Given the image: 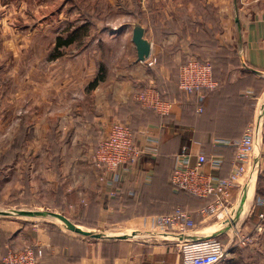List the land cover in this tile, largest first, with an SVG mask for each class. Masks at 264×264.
<instances>
[{
  "label": "crops",
  "instance_id": "crops-1",
  "mask_svg": "<svg viewBox=\"0 0 264 264\" xmlns=\"http://www.w3.org/2000/svg\"><path fill=\"white\" fill-rule=\"evenodd\" d=\"M134 26L127 27L122 34L129 32L132 40ZM223 38L236 44L234 50L239 59L229 70L218 74L220 88L207 95L203 112L200 113L196 102L190 100L177 104L174 111L183 116L181 122L174 118L164 120L155 109L156 113L134 97L139 89L146 86L157 88L159 80H163L166 86H172L168 83L172 79L171 68L156 65L154 69H148L147 59L137 60V50L134 58L129 57L119 63L120 68L115 75L118 79H109L102 96L101 82L89 90L94 76L79 80L77 72L69 74L67 81L61 79L57 89H48L43 93L45 101H49L50 97L55 101L56 97L66 96L71 103L67 114L63 115L61 108L64 107L58 100L50 110L59 114L45 116L38 122V128L48 132V139L53 145L50 158L40 156L37 160L43 159L44 163H34L32 175L26 168L23 179H20L19 159L5 168V190L7 196H12L9 201L15 211L5 210L0 214V264H4L3 258L9 249L28 245L43 249L40 264H185L177 245L180 234L176 229L151 231L156 230L154 217L172 212L175 207L171 201L175 195L167 178L161 177L159 172L155 173L161 144L172 136L181 135L195 152L207 153L215 160L225 159L223 168L222 162H215L211 163L208 171L215 176L226 175L233 168L235 153L225 148L235 147L233 143L242 138L251 124L256 127L255 158L259 162V170L256 179L254 176L246 188L243 184L232 189L235 204L241 208L240 216H245L240 231L249 237L248 240L238 244V238L233 241L231 231L225 228L209 231L213 225H207L208 221L202 219L199 210L193 212L196 227L187 230L186 234L217 236L224 243L231 244L228 258L220 264H264V226H257L259 219L253 216L255 211L252 212L255 198L264 196V0H243ZM176 39L177 35H173L170 40ZM126 69L132 70L128 76L124 73ZM173 72V78H177V69ZM87 91L91 93V98L86 105L80 104L83 99L78 101L79 96L86 95ZM163 100L169 112L171 102ZM115 121L129 124L135 130L136 143L144 149L136 164L121 169L120 188L115 186L116 183L112 185L102 181L99 170L93 164L99 137L105 127ZM50 122L55 125L52 130ZM58 123L59 129L62 127L65 130L62 136L56 128ZM50 136L55 137L54 142ZM83 147L88 148L89 153H83ZM171 151L164 149L162 153L169 154ZM26 172L28 186L25 185ZM27 190L33 191L32 195L26 194ZM45 190L55 192L51 205L61 211L56 213L73 224L94 223L108 228L116 224L121 225L122 231L110 229L113 233L106 237L84 239L61 223L48 220L44 211L33 210L39 213L32 214V218L27 217L23 209L26 205L36 209L48 207L38 196L40 191ZM114 190L126 193V200L131 205H124L123 199L115 200V195H112ZM149 191L156 194L165 191V199L169 203L157 202L149 196ZM23 194L28 198L30 195L31 201L24 202ZM182 198L190 199L187 196ZM5 201L0 204H5ZM231 222L234 223L233 218Z\"/></svg>",
  "mask_w": 264,
  "mask_h": 264
},
{
  "label": "rangeland",
  "instance_id": "rangeland-1",
  "mask_svg": "<svg viewBox=\"0 0 264 264\" xmlns=\"http://www.w3.org/2000/svg\"><path fill=\"white\" fill-rule=\"evenodd\" d=\"M241 3L243 0H0V202L7 200L0 204V214L5 210L15 211L9 201L12 196H7L5 190V168L19 159L20 179H23L26 168L32 175L33 164L44 163L43 159L37 160L40 156L50 158L53 145L48 132L38 128V122L45 116L59 114L50 110L58 100L64 107L61 114H67L70 106L66 96L45 101V91L57 89L61 79L67 81L69 74L77 72L79 80L102 76L99 87L101 96L104 95L102 90L108 86L109 79H118L115 75L119 63L136 54L131 34H122L123 31L133 24H141L146 38L153 43L150 59L155 62L148 65V69L156 65L171 68L172 79L168 83L172 84L174 97L181 96L178 76L173 78V69H177L178 75L181 64L189 57L221 60L223 51L229 54L235 49L236 44L225 41L223 36ZM173 35H177L176 40H170ZM58 37H70L74 41L57 49ZM125 71L127 76L132 72L131 69ZM89 98L91 93L87 91L78 101L83 99L79 103L86 105ZM26 123L28 129L32 127L29 135L27 129L23 136L19 130ZM49 125L51 130L55 127L52 122ZM56 128L59 135H64L65 130L59 129V123ZM50 139L54 142L55 137L50 136ZM82 152L89 153L88 148L83 147ZM27 174L25 185L28 186ZM32 192L27 190L26 194L32 195ZM30 195L28 198L23 194V201L30 202ZM38 196L48 207L36 209L26 205L25 212L44 211L48 220L66 227L63 221L48 214L61 212L51 205L55 192L40 191ZM229 213L231 216L218 222L216 219L208 221L207 225H213L209 231L225 228L235 232L243 228L245 216L241 217L234 208ZM228 218H233L234 223H229ZM77 226L103 235L113 233L110 229L115 232L122 229L116 224L111 228L98 224Z\"/></svg>",
  "mask_w": 264,
  "mask_h": 264
},
{
  "label": "built area",
  "instance_id": "built-area-1",
  "mask_svg": "<svg viewBox=\"0 0 264 264\" xmlns=\"http://www.w3.org/2000/svg\"><path fill=\"white\" fill-rule=\"evenodd\" d=\"M147 62L151 66L155 61L148 58ZM217 84L209 61L202 62L196 57H189L181 64L179 86L182 90L191 92L201 88H215ZM134 97L142 105L153 108L162 115L168 113L166 101L153 85L139 89ZM233 145L236 147L234 165L226 178L217 177L208 171L211 163H220L221 159L215 160L213 157L208 161L203 152H195L191 145H185L175 157L171 183L176 188L185 189L199 197H213V201L206 208L199 210L204 221L216 219L218 222L227 218L229 210L236 205L232 189L243 184L246 188L254 176L256 179L259 162L255 158V125H249L242 138ZM143 153L144 149L136 143L130 125L115 121L105 127L94 152L93 164L99 170V178L113 185L121 181V169L136 164ZM116 194L117 190H114L112 195ZM258 207L263 208V211L259 213L257 226L263 227L264 196L255 198L252 212ZM154 223L156 230L151 229L152 232L158 229H176L180 234L177 245L185 264H220L231 252L232 245L224 243L217 236L195 237L186 234L187 230L196 227V222L193 213L182 207H178L172 214L155 216ZM231 234L233 241L238 238V244H244L249 238L242 235L240 227ZM43 255L41 247L28 245L20 249H9L3 261L4 264H40Z\"/></svg>",
  "mask_w": 264,
  "mask_h": 264
},
{
  "label": "trees",
  "instance_id": "trees-1",
  "mask_svg": "<svg viewBox=\"0 0 264 264\" xmlns=\"http://www.w3.org/2000/svg\"><path fill=\"white\" fill-rule=\"evenodd\" d=\"M74 41L73 38H68V39H63L62 37H58L57 39V44H56V48L59 49L62 46H66L69 45L70 43H72ZM231 52V53H230ZM229 54H226V51L222 52L223 57H221V60H215V59H207L205 57H196L197 59H199L202 62H207L209 61L212 64V68H213V77L214 79L217 81V86L215 88H201L200 90H193L191 92H186L184 90H182L179 86V73H178V80H177V88L180 91L181 96H175L173 95V91L172 86H166L165 82L163 80H159L157 82V89L159 90L160 94H161V98L169 100L171 102V106L169 109L168 114L166 115H160L158 114V116L162 117L164 120H169L174 118L173 120L181 122L180 120H182L183 116L180 115L179 113H176L174 111V109L176 108L177 104H183V100H190L192 102H196V109L201 113L204 111V104L206 102L207 99V95L217 91L220 88V82L218 80V74H221L224 71L229 70L233 65H235L237 63V60L239 59V55L237 54V52H235L234 48L232 50H230ZM102 76H100L99 78H96L93 82L90 83L89 87L90 89L94 88L95 86H97V84L100 82ZM176 98V99H174ZM152 111H154L156 113V111L154 109H151ZM28 123L24 124L21 126L19 133H22L23 136L26 135L27 129H28ZM133 134L135 135V130L131 127ZM18 133V134H19ZM244 135V134H243ZM239 140V139H238ZM161 148L159 149L161 151V153L159 152L158 157L155 161V173L159 172V175L161 177H166L168 180V185L170 190L174 193L175 196H173V198L171 199L173 205H175L174 209L172 212H169L165 215H169L175 212V210L178 207H182L183 209H186L190 212H194V210H201L203 208H206L212 201H213V197H199L185 189H179L176 188L172 183H171V177L173 174V168H174V162H175V157L178 153H180L183 149V147L185 145H187V142H185V140L183 139V137L181 135L178 136H172L169 140L167 141H163L161 144ZM163 147V149H162ZM164 149H170L172 150L169 154H164L162 153V150ZM226 150H231L233 151V153L236 154V147H229V148H225ZM174 151V152H173ZM207 157V160L210 161L212 159V156L208 155L207 153H204ZM14 158V156H13ZM221 167L223 168L225 166V159H221ZM7 164V163H6ZM229 172L226 175H222L220 174L217 175L221 178H226L229 176ZM115 186H117V188H120L121 184L116 183ZM122 192H118L114 197H116L115 200H119L123 201L122 203L127 204L128 200H126V198L128 197V195L126 193L125 196L122 195ZM149 196H151V198H154V200H156L157 202H164L167 199H165L167 197V193L165 191H161L159 194H156L155 192L149 191L148 192ZM180 196H187L190 199H185L182 198ZM156 197H160V198H156ZM123 199V200H122ZM167 203H169V201H166ZM130 204V203H128ZM131 205V204H130ZM127 206V205H126ZM128 207V206H127ZM195 208V209H194ZM151 209V208H150ZM148 210V209H146ZM149 211V210H148ZM263 211V208L258 207L256 208L254 215L253 216H257L259 217V213ZM87 222V221H86ZM94 223H90V225H93ZM8 252V251H7ZM7 254V253H6ZM5 254V255H6Z\"/></svg>",
  "mask_w": 264,
  "mask_h": 264
},
{
  "label": "water",
  "instance_id": "water-1",
  "mask_svg": "<svg viewBox=\"0 0 264 264\" xmlns=\"http://www.w3.org/2000/svg\"><path fill=\"white\" fill-rule=\"evenodd\" d=\"M132 41L136 47L137 50V60L138 61H145L148 59L151 54H152V42L145 37V28L141 24H135L133 28V35H132ZM256 73H260L257 70H254ZM24 213H27L29 215L36 214L39 212L36 211H24ZM50 216L56 217L63 221L68 229L71 231L77 232L79 234L89 236V237H94V238H102L106 237V235H103L97 231H91V230H84L78 228L77 225L73 224L70 222L67 218H65L63 215L55 213V212H50L48 213Z\"/></svg>",
  "mask_w": 264,
  "mask_h": 264
},
{
  "label": "bare ground",
  "instance_id": "bare-ground-1",
  "mask_svg": "<svg viewBox=\"0 0 264 264\" xmlns=\"http://www.w3.org/2000/svg\"><path fill=\"white\" fill-rule=\"evenodd\" d=\"M237 206H238V205L236 204L233 208L235 209V211H237V210L240 211L241 208H238ZM228 214L230 215V213H228ZM228 222L231 223V218L228 219ZM231 224H232V223H231ZM78 228L83 229V228H81V227H78Z\"/></svg>",
  "mask_w": 264,
  "mask_h": 264
}]
</instances>
